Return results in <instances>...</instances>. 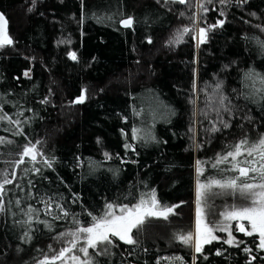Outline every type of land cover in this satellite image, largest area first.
<instances>
[{
  "label": "trees",
  "instance_id": "1",
  "mask_svg": "<svg viewBox=\"0 0 264 264\" xmlns=\"http://www.w3.org/2000/svg\"><path fill=\"white\" fill-rule=\"evenodd\" d=\"M0 11L13 41L0 51V137L12 142L0 143V165L12 164L0 264L50 261L88 213L153 191L179 207L133 230L134 244L113 237L108 254L91 250L92 264H264L259 235L236 222L238 246L215 232L196 253L176 239L192 230L196 161L202 181L231 178L230 162L212 167L217 154L264 135V0H0ZM218 20L200 43L197 28ZM25 146L38 157L21 164Z\"/></svg>",
  "mask_w": 264,
  "mask_h": 264
},
{
  "label": "snow or ice",
  "instance_id": "2",
  "mask_svg": "<svg viewBox=\"0 0 264 264\" xmlns=\"http://www.w3.org/2000/svg\"><path fill=\"white\" fill-rule=\"evenodd\" d=\"M159 2V0H158ZM168 0H165L167 3ZM172 2L187 3V0H172ZM208 4L212 3V0H206ZM221 4H225L228 0H219ZM203 11L208 9L201 3L198 5ZM223 16V12L220 13ZM183 15V13H181ZM124 27H132L133 19L131 17L121 21ZM7 20L2 13H0V47L5 45H11L12 39L8 36L6 31ZM224 21L218 20L216 24L209 25L207 28H200L199 30V42L203 43L206 39L208 31L215 27L223 26ZM190 30L188 28L183 29V33H187ZM180 36L176 41L179 42ZM151 42V40H149ZM173 41H170L172 43ZM71 59L75 60L76 53H69ZM25 76L28 72L24 73ZM264 79V78H262ZM219 87V86H217ZM86 93V90H84ZM86 99L84 93L79 96L74 103H83ZM223 98L221 99V103ZM6 117H0L4 119ZM227 127V125H225ZM218 129L213 128V131ZM0 143H12L6 141L3 137H0ZM126 148L131 147L125 145ZM34 149L29 146H25L18 163H24V156L32 155ZM108 156V153H105ZM241 156L250 157L251 159H238ZM230 158V160H229ZM32 159H35V155H32ZM231 163V168L228 171L237 173V175L231 178L216 179L214 177L207 178L205 182H201L199 176L203 175L202 164L203 161H196V171L198 175L196 183V219H195V235L192 232L186 234H179L176 239L185 245L192 244L194 242L195 252L202 253L204 244H211L213 241L220 239L214 233L217 231L226 232L228 239L224 240V243L233 245L236 244V238L233 236L231 226L227 224H214L209 226L203 219L204 205L210 195L214 194V189L229 190L233 194H239L242 199L249 201L244 206L232 205L231 210L222 212L221 215L225 220H237L248 221L250 224V230H247L244 224L238 225V231L245 235L252 236L254 233L259 234V247L264 249V135H262L257 141L250 143L247 138L242 139L237 144L232 146V150L226 152V154H217L215 163L212 164L213 168L218 167L222 163ZM51 165L49 164V167ZM39 171V169H37ZM12 183L11 179L5 177L3 183H0V193L4 189V185ZM175 206L160 207L159 202L155 198L153 191L150 200L141 198L140 202L129 207L127 204L114 205L107 204L106 211L102 216H94L92 213H88L91 216V223L88 226H78L74 230L67 233H60L61 237L70 236L72 239L69 241L70 247H65L59 250V252L52 256L50 261L46 257L40 264H54L56 260H63L66 254L73 253L67 257L73 264H92V253L89 249L96 250L99 245H109L113 241L111 236L118 237L120 240L128 244H134L136 241L133 239V229H139L141 225L145 223V219L148 217L154 218H168V214L173 213ZM0 210H3L0 207ZM117 210L119 215H117ZM66 216L67 213L65 212ZM74 223L80 225L79 220L74 219ZM27 235V234H25ZM83 240L85 245H81L78 251L83 254L87 259H81L79 255L74 254V250H77V245ZM242 243V241H241ZM108 248L104 247L102 251L95 252V255L108 254ZM245 252L251 251L248 248L244 249ZM216 255H221L217 251ZM207 257H205L206 259ZM180 259V258H177ZM255 259V257H253Z\"/></svg>",
  "mask_w": 264,
  "mask_h": 264
},
{
  "label": "rangeland",
  "instance_id": "3",
  "mask_svg": "<svg viewBox=\"0 0 264 264\" xmlns=\"http://www.w3.org/2000/svg\"><path fill=\"white\" fill-rule=\"evenodd\" d=\"M204 4V7H208V5L206 3H203ZM200 10H202L200 8ZM198 29V33H199V27L197 28ZM7 46L9 45H5L3 47H0V51L5 49ZM199 46V45H198ZM33 148V147H32ZM34 149V148H33ZM34 151L38 154V152L34 149ZM11 167H12V164L11 162H7L6 160L3 161L0 165V183H3L2 180L5 179V177L8 178L10 172H11ZM196 167L195 166V177H196V182H195V210H194V221H193V226H192V230H189L190 232L193 233V235H195V219H196V183H197V179H198V175H197V171H196ZM218 170H221V169H218ZM223 170V169H222ZM219 175H224L223 174V171H220V174ZM216 179H224L226 177H215ZM199 179L201 182H205L206 180L202 181L201 180V177L199 176ZM213 193L212 195L209 196V198L207 199L206 203L204 205H202V207L204 208V216H203V219L206 223H209V226L211 225H214V224H227V225H230L231 226V231H232V234L234 232V223L236 222L237 225L239 224H244L245 228L247 230H250V224L248 223V221H237V220H225L224 217L221 215L222 212H225V211H229L231 210V206L232 205H236V206H244L246 205L247 203H249V201L245 200V199H242L239 194H233L231 193L229 190H220V189H214L213 190ZM155 198H156V195H155ZM145 200H150V198H147ZM157 200V198H156ZM140 201H138L137 203H139ZM135 203V204H137ZM134 205V204H133ZM161 208H163V206H161V204H159ZM132 205H130L129 207H131ZM176 208V207H175ZM175 208H174V211H175ZM173 211V212H174ZM171 214V213H170ZM168 214V216L170 215ZM117 215H119V212L117 210ZM154 217H148L145 219V222L150 220V219H153ZM178 227V226H177ZM135 230V229H133ZM216 233H225V236H226V239H228V235L226 232H220V231H217ZM216 233H214L216 235ZM254 234H257L259 235L258 233H254ZM167 235V234H166ZM132 236H133V231H132ZM153 237L151 238H155L154 237V234H152ZM234 236V234H233ZM115 237V236H111L110 235V239L112 240V238ZM133 239H134V236H133ZM81 245H85V242L83 240H80V242L78 243L77 245V250H74V254L76 255H79L81 257V259H87L86 257L83 256L82 253H80L78 251V248L79 246ZM86 246V245H85ZM106 245L104 244H101L98 246V248L96 250H98L99 252L102 251V249L105 247ZM192 247H193V250L195 252V246H194V242L192 243ZM91 250L93 249H89V252L91 253ZM73 253H69V254H66V257L63 259V260H56L57 264H73V262L68 259L67 257L71 256Z\"/></svg>",
  "mask_w": 264,
  "mask_h": 264
},
{
  "label": "water",
  "instance_id": "4",
  "mask_svg": "<svg viewBox=\"0 0 264 264\" xmlns=\"http://www.w3.org/2000/svg\"><path fill=\"white\" fill-rule=\"evenodd\" d=\"M0 13H2L1 11H0ZM3 14V13H2ZM4 15V14H3ZM4 17L6 18V16L4 15ZM6 20H7V18H6ZM121 26L122 27H124L123 25H122V23H121ZM133 26V25H132ZM6 31H7V34H8V32H9V23H8V20H7V24H6ZM124 28H131V27H124ZM32 155H35V159L38 157V154L35 152V151H33V153H32ZM32 155H29V156H25V157H27V158H29V159H31V160H33L32 159ZM34 159V160H35ZM4 190V189H3ZM3 192V191H2ZM2 193H0V195H1Z\"/></svg>",
  "mask_w": 264,
  "mask_h": 264
}]
</instances>
